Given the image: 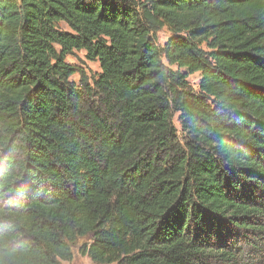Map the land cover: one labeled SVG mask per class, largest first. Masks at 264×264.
Returning <instances> with one entry per match:
<instances>
[{
  "label": "trees",
  "instance_id": "obj_1",
  "mask_svg": "<svg viewBox=\"0 0 264 264\" xmlns=\"http://www.w3.org/2000/svg\"><path fill=\"white\" fill-rule=\"evenodd\" d=\"M75 249L264 264V0H0V264Z\"/></svg>",
  "mask_w": 264,
  "mask_h": 264
},
{
  "label": "rangeland",
  "instance_id": "obj_2",
  "mask_svg": "<svg viewBox=\"0 0 264 264\" xmlns=\"http://www.w3.org/2000/svg\"><path fill=\"white\" fill-rule=\"evenodd\" d=\"M57 29L63 31V32H70L69 28L64 24V23H58L56 25ZM170 37V33L163 28L161 31H159L156 35V43L159 47H162L163 44L167 41V39ZM66 63L69 65L75 66L80 68L87 79L89 80V83L92 82L94 78L97 77V75L100 73V68L98 62H89L85 59V53L83 51H75L73 52L72 55L68 56L66 58ZM70 81L73 83L77 84L79 81V75L75 74ZM198 81H199V75L195 74L192 75L188 78L189 85L192 87L193 91H197V86H198ZM178 115L176 114L173 119V124L180 133V126L177 121ZM88 239H80L77 242L76 247H80L81 245L88 243ZM264 261V260H263ZM262 261V262H263ZM264 263V262H263ZM63 264H93L88 257L86 256H81L77 250L75 249L73 252V259L71 262H64Z\"/></svg>",
  "mask_w": 264,
  "mask_h": 264
}]
</instances>
